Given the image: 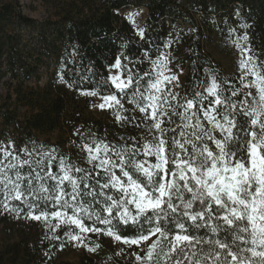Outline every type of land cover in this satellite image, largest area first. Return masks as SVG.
<instances>
[{
	"label": "snow or ice",
	"instance_id": "snow-or-ice-1",
	"mask_svg": "<svg viewBox=\"0 0 264 264\" xmlns=\"http://www.w3.org/2000/svg\"><path fill=\"white\" fill-rule=\"evenodd\" d=\"M137 34L144 40L146 30ZM233 43L238 87L206 70L208 80L182 95L174 89L183 69L173 73L164 51L142 74L139 61L121 52L92 89L60 75L81 95L98 97L92 107L110 109L120 127L147 135H120L117 143L77 128L73 143L85 166L57 146H0V214L41 222L45 239L93 253L101 242L90 243L89 233L108 237L138 249L130 253L135 264H264V59L248 46L247 32ZM143 58L150 59L148 49Z\"/></svg>",
	"mask_w": 264,
	"mask_h": 264
},
{
	"label": "trees",
	"instance_id": "trees-1",
	"mask_svg": "<svg viewBox=\"0 0 264 264\" xmlns=\"http://www.w3.org/2000/svg\"><path fill=\"white\" fill-rule=\"evenodd\" d=\"M34 3L45 8V18L37 20L23 13ZM131 6L146 10L144 40L121 14ZM238 8L240 16L235 14ZM53 9L56 12L51 14ZM230 29H235L231 35ZM245 32L248 46L264 59V0H0V84L5 86L0 103V146L11 143L17 151L25 145L30 148L33 141L57 146L85 166L86 155L73 143L79 142L73 134L77 128H90L100 135L106 132L117 143L120 135L147 133L131 125L120 127L110 109L100 118L85 114L91 97L66 86L60 75L78 88L92 89L108 76L107 66L121 52L139 61L137 69L142 74L164 51L171 52L174 71L183 69L180 88L174 89L182 95L208 80L206 70L238 87L239 72L227 75L208 48L216 39L234 46L233 41ZM166 42L169 49L163 48ZM145 49L149 60L143 58ZM103 87L109 90L108 85ZM125 106L132 115L133 106L126 101ZM53 134H57L54 140ZM67 230L68 226H62L57 234L63 237ZM123 231L127 234L132 229ZM49 234L41 222L0 214V264H98L89 255L76 263L65 261L64 251L70 243L49 241L44 238ZM163 247L167 248L166 241Z\"/></svg>",
	"mask_w": 264,
	"mask_h": 264
},
{
	"label": "rangeland",
	"instance_id": "rangeland-1",
	"mask_svg": "<svg viewBox=\"0 0 264 264\" xmlns=\"http://www.w3.org/2000/svg\"><path fill=\"white\" fill-rule=\"evenodd\" d=\"M26 4L28 1H25ZM29 5V4H28ZM56 11L53 9L51 14L55 13ZM23 13L28 15L29 17L37 20H41L45 18L48 13L46 12L45 8L40 5L39 3H34L30 9H24ZM132 13L133 19L129 20L128 15ZM121 14L125 19H127L137 31L138 29L142 28L143 22L146 17V10L143 7H129L122 10ZM208 51L211 55L213 61L227 74L231 75L234 73L239 72L238 68L239 65V53L238 50L233 46L231 43H225L221 39H216L215 42L208 48ZM171 67V64L169 65ZM172 68V67H171ZM173 73H179L174 71L172 68ZM112 72H115V69H112ZM183 76L180 75V82L182 81ZM5 94V86L0 84V103L2 97ZM91 105L90 108L85 111V114L94 117L100 118L103 116L104 112L108 109H94L92 104L99 103L98 97H91ZM57 137V134H53L52 140ZM90 236V234H89ZM91 237V236H90ZM91 242H101V248L97 250V252H89L82 246H74L72 243L64 251V260L68 262L76 263L78 259L83 255L92 256L98 264H135V259L130 255L131 251H138L134 247L129 249L127 246L117 244L116 242L112 241L110 238L105 237L102 240L94 239L91 237ZM124 249V253L122 255H117L116 253L120 251V249ZM146 250V249H145Z\"/></svg>",
	"mask_w": 264,
	"mask_h": 264
}]
</instances>
